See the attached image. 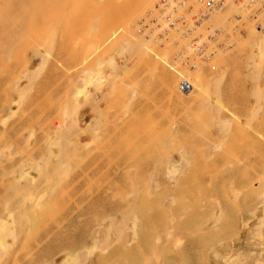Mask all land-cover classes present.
<instances>
[{
  "label": "rangeland",
  "instance_id": "374dc122",
  "mask_svg": "<svg viewBox=\"0 0 264 264\" xmlns=\"http://www.w3.org/2000/svg\"><path fill=\"white\" fill-rule=\"evenodd\" d=\"M6 1L0 264H264V56L254 67L248 33L217 71L202 68L224 77L210 104L183 103L163 84L177 81L174 48L149 43L156 55L128 74L118 66L136 58L119 52L124 31L103 44L126 0H33L25 16L22 0Z\"/></svg>",
  "mask_w": 264,
  "mask_h": 264
},
{
  "label": "built area",
  "instance_id": "2783aa9c",
  "mask_svg": "<svg viewBox=\"0 0 264 264\" xmlns=\"http://www.w3.org/2000/svg\"><path fill=\"white\" fill-rule=\"evenodd\" d=\"M159 5L156 20L147 22L143 18L139 30L145 36L153 35L151 40L160 47L168 44L174 48L171 64H177L176 68L183 73L200 68L217 71V59L235 49L231 34H245L244 26L264 33V0H161ZM232 6L243 10V16L239 12L232 14L220 26H214V18ZM158 21L161 24L154 28ZM145 26L148 30L143 31ZM177 79L182 92L193 91L192 79Z\"/></svg>",
  "mask_w": 264,
  "mask_h": 264
},
{
  "label": "bare ground",
  "instance_id": "6f19581e",
  "mask_svg": "<svg viewBox=\"0 0 264 264\" xmlns=\"http://www.w3.org/2000/svg\"><path fill=\"white\" fill-rule=\"evenodd\" d=\"M12 1V0H11ZM19 0H15V3H17ZM23 1V9H21L22 10V13H24V16L29 12L30 13V10L32 11V6H30L29 7V5H30V3L31 2H33V0H22ZM38 1V0H37ZM160 1L161 0H126L125 2H123V3H121V5H119V7L118 8H116V10H115V12H113L114 14H112V15H110L107 19H106V21L104 22V24H103V30L104 31H107V32H109L110 34L108 35V37L104 40V42H103V44L104 43H106V42H108V41H110L111 39H113L114 37L116 38V35L118 34V33H120L121 31H124V33H125V38L119 43L120 44V49L119 50H121V51H119V52H122V53H126V54H128L130 57H131V59L132 58H136L135 59V61H133V62H128V63H125L124 65L122 64L121 65V67H120V64H119V68H122V70H124V72L125 73H128L129 74V72H132V71H134V69H135V66H137L138 64H140L141 62H143V60L145 59V57L147 56V54H149V53H151L152 52V47L150 46V44L149 43H154L155 45H158L155 41H153V40H151L152 38V36L153 35H150V36H145L144 34L143 35H141V37L139 36V37H136L135 38V35H133V33L130 31L131 29H132V27H133V25L135 24V20H134V18L135 17H138V16H140V15H142V14H144L145 15V13H147L149 10H151V9H153V10H151L150 12H148L149 14L148 15H146L147 16V18H148V22L152 19L153 21L154 20H156V18H154V17H156L157 16V10H156V7H158V6H160L159 4H160ZM3 2V1H2ZM2 2H0L1 4H2ZM40 2V1H39ZM158 3L156 6H155V3ZM5 3V2H4ZM6 3H9V0H7L6 1ZM20 3V2H19ZM0 4V5H1ZM10 4V3H9ZM5 5H7V4H5ZM38 5V4H37ZM47 5V4H46ZM41 6V5H40ZM44 6H45V4H44ZM4 7V6H3ZM14 7V6H13ZM20 8H21V6H20ZM19 8V9H20ZM33 8H34V6H33ZM36 9H37V6H36ZM18 10V9H17ZM195 10H199L198 8H196ZM4 11V10H3ZM33 11H34V9H33ZM243 10H238L236 7H234V6H232V7H230V9L229 10H227L226 12H224V13H221L219 16H216L215 18H214V20H213V23H214V26H220L222 23H223V21H224V19L226 20L229 16H231L232 14H237L238 12V14H240V15H242L243 16V12H242ZM1 12V11H0ZM38 12V11H37ZM1 13H3V12H1ZM21 14V13H20ZM19 14V15H20ZM3 15L4 16H7V15H5L4 13H3ZM31 15V14H30ZM40 15H41V13H40ZM21 17H22V15H21ZM2 18V17H1ZM7 18V17H6ZM10 18V17H9ZM11 20H12V18H11ZM10 20V21H11ZM147 20V19H146ZM21 21V23H22V21H23V19L22 20H20ZM14 21L12 20L11 22H10V24L11 23H13ZM18 22H16V24H17ZM20 23V24H21ZM55 23V22H54ZM53 23V25H55ZM138 23H139V21H138ZM14 25H15V23H13ZM39 24V23H38ZM52 24V23H51ZM51 24H49L50 25V30H49V28L47 29V30H49V31H51ZM161 24V22L160 21H158L156 24H155V26H154V28H157L159 25ZM188 24V23H187ZM42 25V24H41ZM16 26V25H15ZM114 26H117V28H113ZM134 26H136V31H138V33H140L141 32V30H139V28H137V26H138V24L136 25H134ZM13 27V26H12ZM11 27V28H12ZM54 26H52V28H53ZM1 28V27H0ZM17 28H19V26L17 27ZM16 29V28H15ZM14 29V30H15ZM20 29V28H19ZM43 29V28H42ZM111 29H113L112 31H111ZM243 29L246 31V29H247V32L246 33H248V37H247V39L244 41L245 42V45H247L249 48H250V56L248 57V58H250L252 61H253V64H254V67H256V68H258V69H260L259 67H260V65H259V63H261V60H262V56H264V55H262V54H264V33H261V32H257L252 26H250V25H248L247 27L246 26H244L243 27ZM8 30V29H7ZM7 30H6V32L5 33H9V32H12L11 34H12V36H13V32H14V34H15V31H12V29L10 30V31H8L7 32ZM53 30V29H52ZM146 30H148V27L147 26H145V28H144V30L143 31H146ZM5 31V30H4ZM22 31H23V29H22ZM48 31V33H51V32H49ZM24 32V31H23ZM47 32V31H46ZM1 33V32H0ZM5 33H3V34H5ZM26 33V32H25ZM10 34V35H11ZM6 35V34H5ZM10 35L8 36L9 38H10ZM26 35H28L27 33H26ZM45 35V34H44ZM242 35L243 34H237L236 36L234 35V34H231V41L234 43V45H235V47L234 48H236V47H240L241 45V42H239L241 39H242ZM12 36H11V39H14V38H12ZM142 36H144V37H146V39L143 37L142 38ZM2 37H4V36H2ZM14 37V36H13ZM29 38H30V36H29ZM245 38V37H244ZM32 39V38H31ZM12 42V41H11ZM102 42V41H101ZM3 43V42H2ZM13 44H14V42H12ZM151 43V44H152ZM5 44V43H4ZM17 44V43H16ZM39 44V43H38ZM41 44V43H40ZM103 44H101V45H99L98 47H96V49H99V47L100 46H102ZM1 45V44H0ZM15 45V44H14ZM10 46H11V44H10ZM119 46V45H118ZM7 48H8V46L6 47V51L8 52V50H7ZM9 49V48H8ZM116 50H118V48H116ZM166 50H169V48L167 49L166 48ZM166 50H165V52L164 53H166V54H168L167 52H166ZM97 51H99V50H97ZM114 51V50H113ZM117 52V51H116ZM94 53H96V52H94ZM152 53H155V55H156V52L154 51V49H153V52ZM4 54V53H3ZM114 54V53H113ZM117 54V53H116ZM158 54V53H157ZM163 55V56H159L160 58H162V59H160L158 56H156L157 58H159L160 60H162L164 63H167L168 62V55ZM6 55V54H5ZM45 55V54H44ZM158 55H160V54H158ZM7 56V55H6ZM92 56V55H91ZM102 56H104V55H102ZM110 56V55H109ZM112 57H114L113 55H111ZM223 56V55H222ZM44 57V56H43ZM46 57V56H45ZM44 57V62H47L49 59V57L47 58H45ZM111 57V58H112ZM126 57V56H125ZM167 57V58H166ZM42 58V57H41ZM84 58H88L87 56L86 57H84ZM90 58V57H89ZM110 58V57H109ZM115 58V57H114ZM166 58V59H165ZM10 59V58H9ZM45 59H48V60H45ZM86 59H84V61L81 63L82 64V66L83 65H85V63H86ZM113 59V58H112ZM250 60V61H251ZM108 61H110V60H108ZM126 61H129V58L126 60ZM41 62H43V60H41ZM102 62V61H101ZM100 62V63H101ZM112 63H114V61H112ZM115 64V63H114ZM167 65L169 66V68L171 69V70H175V71H178L176 74H177V76H180V77H186V76H188V78L189 79H192L193 80V93L192 94H187V95H184V94H186L187 92H182L179 88H178V79H177V81H176V84H175V82L174 83H171L170 85L169 84H167L166 82H164L163 84H164V86H166V87H169V90H168V92H169V97H170V99H173V98H176V99H178L179 101H182L183 103H185V102H193V101H195V100H197L198 98H202V99H204L205 97H207L205 100L206 101H208L207 99H209V95H211L209 92H212V91H210V87H211V84H214L215 83V85L218 87V82H220L221 83V80H222V78L224 79V77L222 76V74H221V76H217V74H215V75H206V74H204L202 71H203V69L201 68V69H199V70H196V71H193L192 73H188V72H181V71H179L176 67H178V65L177 64H171V63H167ZM100 66V65H99ZM98 66V67H99ZM253 66V65H252ZM115 67V66H114ZM157 66H154V67H151L150 69H149V73H151V74H155L156 73V71H157V68H156ZM86 70H87V68H86ZM85 70V71H86ZM31 71V70H30ZM34 71V70H33ZM84 71V70H83ZM84 71V72H85ZM86 72H89L90 73V75H91V72L92 71H89V70H87ZM120 73V72H119ZM223 73H225V72H223ZM259 74V73H258ZM223 75H225V74H223ZM255 75H256V73H255ZM24 76V75H23ZM30 76H32V75H30ZM258 76V75H257ZM257 76H255V77H257ZM32 77H34V76H32ZM29 79V78H28ZM191 80V81H192ZM29 81H32V79L31 80H28L27 82H29ZM32 82H34V81H32ZM31 82V83H32ZM29 84V83H28ZM30 85V84H29ZM212 86V87H216V86ZM25 86L27 87L28 85H26L25 84ZM218 89L220 90V87L219 88H216V90L218 91ZM212 90V89H211ZM215 90V89H214ZM215 90V91H216ZM135 93V92H134ZM214 93V92H213ZM212 93V94H213ZM209 94V95H208ZM215 94H216V92H215ZM217 95V94H216ZM184 96H186V97H184ZM215 96V95H214ZM218 96H219V94H218ZM211 98V97H210ZM217 98V97H216ZM218 99V98H217ZM220 100H218V102H219ZM194 103V102H193ZM205 105H206V102L204 101L203 102ZM207 103H209L210 104V102L208 101ZM217 103V102H216ZM219 103H221V102H219ZM218 103V104H219ZM203 104V105H204ZM77 105V104H76ZM204 105V106H205ZM97 106V105H96ZM95 106V107H96ZM209 107H210V105H208ZM208 106L206 107L205 106V108H208ZM217 106V105H216ZM77 107V106H76ZM199 107V106H198ZM222 107V106H221ZM97 108V107H96ZM204 108V107H203ZM204 108V109H205ZM218 108V107H217ZM217 108H216V110H217ZM219 109H220V107H219ZM219 109H218V111H219ZM199 110H201V108L199 109ZM221 110V109H220ZM221 111H219V112H216V113H220ZM230 112V111H229ZM2 113V112H1ZM0 113V114H1ZM15 113V112H14ZM65 114H70L69 112H67V111H65L64 112ZM93 113V112H92ZM231 113V112H230ZM12 114V113H11ZM195 114V113H194ZM231 114H233V113H231ZM218 115V114H217ZM13 116V115H12ZM11 116V117H12ZM237 116V115H236ZM68 117H69V115H68ZM218 117H219V115H218ZM1 119V118H0ZM65 119H67V118H65ZM69 119L70 118H68L67 120L69 121ZM237 119V118H236ZM4 120V119H3ZM78 120V119H77ZM74 123H76L75 121L76 120H72ZM197 121V120H196ZM232 121V120H231ZM73 122H72V124H73ZM79 122H77L76 124H78ZM223 123V121L221 122V124ZM225 123V122H224ZM69 124V123H68ZM70 124H71V122H70ZM69 125V126H72V128H73V126H74V124L73 125ZM96 124V123H95ZM219 124V123H218ZM77 126V125H76ZM79 126V125H78ZM89 126V125H88ZM58 127H60V126H58ZM63 127V126H62ZM86 127V126H85ZM84 127V128H85ZM95 127V126H94ZM88 128H90V127H88ZM58 129V128H57ZM78 129V128H77ZM55 131H57L56 129H54ZM78 130H80V129H78ZM77 130V131H78ZM81 130H83V128L81 129ZM80 130V131H81ZM86 130H87V128H86ZM58 131L60 132V129H58ZM57 131V133H59ZM65 131V130H64ZM64 131H62V132H60L59 134H63V132ZM67 131L68 130H66L65 132H66V134H67ZM84 131H85V129H84ZM56 133V134H57ZM70 133H71V131H70ZM170 135H172V134H177L176 136V138H178L179 136H178V132L176 133L175 131H172V130H170L169 132H168ZM172 133V134H171ZM49 134V133H48ZM55 134V137L57 136ZM62 134L60 135V136H62ZM66 134H65V136H66ZM174 134V135H175ZM68 135H70L69 134V131H68ZM168 135V134H167ZM168 136L166 139L169 141V139H171V138H169V137H171V136ZM174 135H172L173 137H174ZM50 136H51V134H50ZM59 136V137H60ZM68 137V136H67ZM61 138V137H60ZM66 137H64V139H65ZM175 138V137H174ZM174 138H172L170 141L172 142V140H174ZM175 138V139H176ZM179 138H181V137H179ZM47 139H49V136H48V138ZM46 139V140H47ZM52 139V138H51ZM50 139V140H51ZM69 140V139H68ZM166 140V141H167ZM179 140V139H178ZM52 141H53V139H52ZM51 141V142H52ZM170 141H169V143H170ZM175 141V140H174ZM173 141V142H174ZM50 142V143H51ZM71 142V141H70ZM52 143H55V141L54 142H52ZM168 143V142H167ZM168 143V144H169ZM175 143V142H174ZM50 145H52V144H50ZM171 145H173V144H171ZM2 151V150H1ZM3 153H5V152H3ZM52 153V152H51ZM50 154V153H49ZM6 155V154H5ZM1 156V155H0ZM13 156V155H12ZM187 157V156H186ZM48 158H50V157H48ZM184 161V160H183ZM186 164V163H185ZM34 165V164H33ZM21 166V165H20ZM19 166V164H18V167H19V169L21 168ZM52 166V165H51ZM172 167V166H171ZM174 167V166H173ZM16 168V167H15ZM23 168V167H22ZM22 168H21V170H19V171H22ZM45 168V167H44ZM24 169V168H23ZM57 169H58V167H57ZM168 169V168H167ZM174 169V168H173ZM16 170V169H15ZM17 170H18V168H17ZM43 170V169H42ZM41 170V171H42ZM170 170V169H169ZM18 171V172H19ZM55 171V170H54ZM58 171V170H57ZM63 171V170H62ZM172 171V170H171ZM40 172V171H39ZM45 172V171H44ZM6 173V172H5ZM14 173H16V172H14ZM20 173V172H19ZM41 173V172H40ZM45 174V173H44ZM47 175H48V173H47ZM151 180V179H150ZM151 182V181H150ZM238 189V188H237ZM237 189H236V191H237ZM138 190V189H137ZM235 194V193H234ZM233 194V195H234ZM239 194V193H238ZM149 195V194H148ZM172 198V197H171ZM236 199H237V197H236ZM170 201H171V199H170ZM171 204H172V201H171ZM169 205H170V203H169ZM168 205V206H169ZM133 214H135L134 212H133ZM136 215V214H135ZM134 221H135V219H134ZM121 228V227H120ZM110 229V228H109ZM121 230H123V229H121ZM120 233V232H119ZM116 234H117V232H116ZM118 235V234H117ZM103 237H102V239L105 237L104 235H102ZM110 236V235H109ZM108 235H107V237H109ZM120 236V235H119ZM107 239V238H106ZM104 240V239H103ZM109 240V239H108ZM125 242V241H124ZM131 242V241H130ZM180 244V243H179ZM101 248V247H100ZM102 249V248H101ZM93 251H95V250H93ZM91 252V251H90ZM104 252V251H103ZM93 253H95V252H93ZM93 253H86V254H93ZM102 254H104V253H102ZM80 260V259H79ZM87 260V259H86ZM77 261H78V259H77ZM76 261V262H77ZM68 262V261H67ZM83 262V261H82ZM77 264V263H76ZM81 264V263H80Z\"/></svg>",
  "mask_w": 264,
  "mask_h": 264
}]
</instances>
